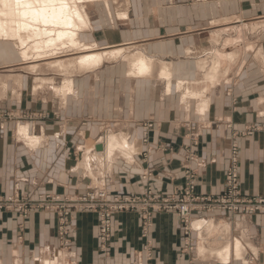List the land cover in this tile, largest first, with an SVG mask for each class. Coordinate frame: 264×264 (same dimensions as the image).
I'll return each instance as SVG.
<instances>
[{
  "label": "crops",
  "instance_id": "0c3cea01",
  "mask_svg": "<svg viewBox=\"0 0 264 264\" xmlns=\"http://www.w3.org/2000/svg\"><path fill=\"white\" fill-rule=\"evenodd\" d=\"M133 1L127 0L126 18L99 13L91 22L89 43L127 52L90 73H69L49 61L32 70L12 42L0 40V112L17 116L0 122V194L86 195L100 188L110 196L139 195L148 186L173 194L190 167L198 175L196 193L217 196L236 139L242 191L264 197V16L258 12L264 1ZM140 56L150 70L137 76L133 62ZM70 79L73 91L58 94ZM150 120L156 127L145 135L139 123ZM250 125L260 130L242 136ZM112 138L123 149L107 155L98 147ZM201 220L208 226L192 233L195 249L186 253L176 214H158L146 232L139 214H117L105 254L94 214L72 221L66 249L54 214L23 220L0 213V264H264V214L193 216Z\"/></svg>",
  "mask_w": 264,
  "mask_h": 264
},
{
  "label": "rangeland",
  "instance_id": "374dc122",
  "mask_svg": "<svg viewBox=\"0 0 264 264\" xmlns=\"http://www.w3.org/2000/svg\"><path fill=\"white\" fill-rule=\"evenodd\" d=\"M264 1V0H263ZM110 5L111 12L108 11L106 1H99L96 4L89 6L88 5V13L90 16L91 22L94 23L96 21V15L97 14H103L108 16L110 13L114 17H118L120 20L122 14L128 13L124 8L127 6V0H109L108 1ZM248 7V5H247ZM259 14L261 17L264 16V6L259 8ZM160 17H162V13L160 14ZM109 18V17H108ZM131 18V15H130ZM260 22H263L264 19H260ZM129 23V22H126ZM91 29H92V23H91ZM258 30V29H256ZM264 30V27H262L261 31ZM90 30H87L85 33L82 34L81 39L84 38L88 34ZM246 34L248 31L245 32ZM148 34V33H146ZM262 34V33H261ZM12 42V41H10ZM12 44L15 45L14 42ZM244 46V44H242ZM16 46V45H15ZM18 49V47L16 46ZM19 51V50H18ZM21 54V52L19 51ZM58 55V57H57ZM67 56V57H66ZM70 56V57H68ZM52 57H54L52 59ZM60 57H65L63 59H71V58H77L73 54L67 53V55L64 54H56L54 56L49 57V59H52L53 61L58 60L57 58ZM31 58V57H30ZM29 58V59H30ZM23 59V58H22ZM62 59V58H60ZM24 60V59H23ZM25 61V60H24ZM42 62H45L44 60H41ZM51 61V60H49ZM32 64V61L29 60ZM48 62V61H46ZM45 62V63H46ZM107 62V61H106ZM41 63V62H39ZM42 64V63H41ZM70 71L75 70L82 72V70H79L78 67L75 65L74 67H71L69 69ZM58 94L60 93L59 89L56 91ZM61 94V93H60ZM63 95V94H62ZM42 115H36V114H31L27 115V119H36L40 118ZM17 118L16 115H13L12 113H7V112H0V122H4L6 120H12ZM43 118V117H42ZM91 119H88L86 121H90ZM85 121V123H86ZM115 125L118 126V123ZM143 125V126H142ZM139 126H142V128L146 129L145 135L148 134V132L152 131L155 129L156 124L155 122L151 121L147 122L145 124L139 123ZM260 128L257 126H246L243 131H241L242 136H251L255 132L259 131ZM193 138L195 137V134H192ZM99 149H102L101 147H98ZM234 148H236V151H234ZM102 151V150H99ZM188 161H194L195 156L194 154H189L187 157ZM197 173V172H196ZM195 173V170H193L190 167L186 168V171L184 172V187L178 189L176 192L173 194H163V195H158L154 192L153 188L151 186H148L146 190L139 195H129V194H123V195H115V196H110L104 189L97 188L95 190L90 191L88 194H91L92 198L94 197L96 200L99 198V194L105 195L108 199L100 202L98 204H89L84 201H79L74 198L76 197H81V196H86V195H66V194H42L39 196H29L27 194H22V195H10V196H5L0 194V213H16L18 214L23 220H26L29 218L32 214L34 213H41V212H49L52 213L56 216L57 218V224H58V238L62 242L63 246L69 248L72 244V239L70 236V227L72 221L80 214L82 213H90L94 214L97 219H98V227H99V243L101 250L105 252V254H109L108 248L109 244L112 243V235H111V240L109 243L103 242L101 240L102 236V229H101V222L103 221L104 215H108V212L110 208L114 207H121L123 206V210L121 211H113L110 217V233H113V225H114V217L117 214L121 213H136L139 214L142 219L145 222V228L144 232H146V229L148 226H151V224L154 221V218L161 213H174L180 218V222L182 223L183 227V233H184V252L189 253L192 252L195 249V243L196 239L193 237L192 233L194 231L199 232L197 235H200L202 230L208 226V224L203 221L201 225V230L200 228H195L197 227L196 224H199L201 221H193V216L196 214H209L213 212H226L229 214H238V213H243V214H264L262 210H256L251 209L250 210H243V211H236L233 207H229L227 210H224V208L220 207L221 203H235L236 201H248V202H257L259 203L261 200L264 199V197L261 196H248L244 194L241 188V180H240V145L238 141L235 139L231 143L230 147V159H229V166L226 172V177H225V187L224 190L221 194L217 196H211V195H202L196 193V185H197V177L198 175ZM147 178V177H144ZM235 178L236 182L235 184H232L233 179ZM193 181V189H192V195L194 196L196 202H181L177 195H182V192L187 189L188 186H191V182ZM154 196L157 199H162V198H167L164 200H169V203H164V201H148L144 200L146 196ZM239 197V198H237ZM52 198H60L64 200V202L68 199L70 200L69 206L65 209L64 214L61 215L59 211H62V206L60 207H55L53 204H51L49 207L45 206L48 201H50ZM201 199H205L207 202L206 204H203L201 202ZM169 206H172V208H169ZM177 207V208H176ZM257 208H261L259 204H256ZM188 208V213L183 216L182 215V210ZM245 209V207H243ZM55 209V210H52ZM97 209V210H95ZM263 209V208H262ZM147 210H151V214L149 216L151 217V222L148 225V220L144 218L145 215H147ZM66 217L69 219L68 223H65L62 219ZM101 220V222H100ZM150 247L148 248V251L150 252ZM150 256V253L148 254ZM193 264V263H191Z\"/></svg>",
  "mask_w": 264,
  "mask_h": 264
},
{
  "label": "bare ground",
  "instance_id": "6f19581e",
  "mask_svg": "<svg viewBox=\"0 0 264 264\" xmlns=\"http://www.w3.org/2000/svg\"><path fill=\"white\" fill-rule=\"evenodd\" d=\"M94 2H98V0H19V3L17 0H0V40L14 42L25 60L35 61L32 62V70H36L39 62H42L41 60L45 62L51 60L49 62L60 70H68L69 73H72L73 70L69 69L76 65L79 70L90 73L106 61H114L127 52L124 47H116V45L101 49L98 44L89 43L86 38L81 39L83 33L91 30V20L86 5ZM120 16L126 18L128 15L124 13ZM64 53L65 55L71 53L77 58L58 61L56 58L53 61L54 57L49 59L51 56ZM133 63L137 76L150 70L147 59L144 60L142 56L137 57ZM59 91L63 96L71 93L73 91L71 79L66 80ZM205 105H207L206 102ZM123 143L112 138L108 141L107 148H101L107 155H112L116 150L122 151ZM125 153L127 152L125 151ZM201 223L199 222V225ZM234 251L236 252V250ZM221 254L229 256L231 247L226 253L223 254L222 251ZM232 255L229 258L232 259Z\"/></svg>",
  "mask_w": 264,
  "mask_h": 264
},
{
  "label": "built area",
  "instance_id": "2783aa9c",
  "mask_svg": "<svg viewBox=\"0 0 264 264\" xmlns=\"http://www.w3.org/2000/svg\"><path fill=\"white\" fill-rule=\"evenodd\" d=\"M234 151H236V148H234ZM235 182H236V180L234 178L232 181V184H235ZM193 185H194V183L192 181L191 186H188L187 189H185V191L182 192V195H177V197L179 198V200L181 202H193V203L196 202L195 201L196 198H194V196L192 195ZM91 194H88L86 196L76 197L74 199L79 200V201H84V202H87L89 204H98V203L103 202V201L108 199L105 195L99 194V198L96 200L94 197L92 198ZM237 198H239V197H237ZM164 199H167V198L157 199L151 195V196H146V198L144 200H148L151 202L164 201V203H166V204L170 202L169 200H164ZM70 200L71 199H68L64 202V200H62L60 198H52L50 201L47 202V204L45 206L49 207L51 204H53L55 207H59V206L61 207L62 206L61 207L62 211H59V212L61 215H63L65 209L69 206ZM201 202L203 204H206L207 201L205 199H201ZM256 204H259L261 208H257ZM230 206L233 207L234 209H236V211L250 210V208H251V209H255L253 211L262 210V212H264V199L261 200L259 203L248 202V201H243V202L236 201L235 203H221L220 204V207L224 208V210H227ZM243 207H245V209ZM123 208H124L123 206H121L119 208L118 207L110 208L109 211H107L108 215L107 214L104 215V217L102 218L103 219L102 222L100 220L101 229H102L101 240L103 242L109 243L111 240L112 233H110V217H111L112 212L113 211H121V210H123ZM169 208H172V206H169ZM52 210H55V209H52ZM95 210H97V209H95ZM250 211H252V210H250ZM146 213H147V215H145L144 218L148 220V225H149V223L152 220L151 217L149 216V214H151L152 212H151V210H147ZM187 213H188V208L182 210L183 216H185ZM62 220L65 221V223L69 222V219H67L66 217H64Z\"/></svg>",
  "mask_w": 264,
  "mask_h": 264
},
{
  "label": "snow or ice",
  "instance_id": "6c2138e0",
  "mask_svg": "<svg viewBox=\"0 0 264 264\" xmlns=\"http://www.w3.org/2000/svg\"><path fill=\"white\" fill-rule=\"evenodd\" d=\"M17 3H19V0H17Z\"/></svg>",
  "mask_w": 264,
  "mask_h": 264
}]
</instances>
